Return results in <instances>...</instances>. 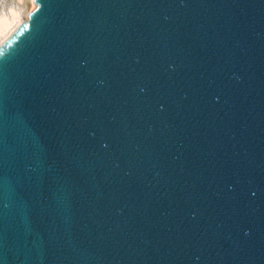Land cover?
<instances>
[{"label":"water","instance_id":"obj_1","mask_svg":"<svg viewBox=\"0 0 264 264\" xmlns=\"http://www.w3.org/2000/svg\"><path fill=\"white\" fill-rule=\"evenodd\" d=\"M32 5L0 42V264H264V0Z\"/></svg>","mask_w":264,"mask_h":264},{"label":"bare ground","instance_id":"obj_2","mask_svg":"<svg viewBox=\"0 0 264 264\" xmlns=\"http://www.w3.org/2000/svg\"><path fill=\"white\" fill-rule=\"evenodd\" d=\"M31 0V9L33 10ZM24 18L21 17V14L18 10L11 9L8 14L0 16V42L3 41L13 29L20 23L24 22Z\"/></svg>","mask_w":264,"mask_h":264},{"label":"rangeland","instance_id":"obj_3","mask_svg":"<svg viewBox=\"0 0 264 264\" xmlns=\"http://www.w3.org/2000/svg\"><path fill=\"white\" fill-rule=\"evenodd\" d=\"M11 9L18 10L26 20L31 12V0H0V16L8 14Z\"/></svg>","mask_w":264,"mask_h":264},{"label":"snow or ice","instance_id":"obj_4","mask_svg":"<svg viewBox=\"0 0 264 264\" xmlns=\"http://www.w3.org/2000/svg\"><path fill=\"white\" fill-rule=\"evenodd\" d=\"M253 195H255V193H253Z\"/></svg>","mask_w":264,"mask_h":264}]
</instances>
